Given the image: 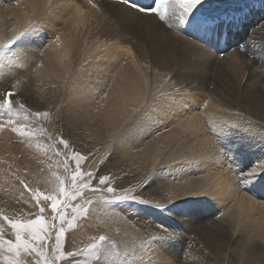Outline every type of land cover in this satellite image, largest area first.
Masks as SVG:
<instances>
[{"label":"bare ground","instance_id":"obj_1","mask_svg":"<svg viewBox=\"0 0 264 264\" xmlns=\"http://www.w3.org/2000/svg\"><path fill=\"white\" fill-rule=\"evenodd\" d=\"M244 1L206 0L203 7L234 9ZM142 16L105 0H0V93H17L27 108L15 106L11 117L0 110V207H25L17 175L26 154L38 152L13 139H49L36 131L25 139L9 120L47 135L62 122L67 136L92 144L89 152L107 140L88 164L95 163L96 178L119 177L114 197L140 196L121 204L98 192L85 197L97 204L99 213H89L97 221L83 222L72 245L103 232L111 234L104 247L118 241L113 255L93 264H264V172L246 188L237 182V172L264 158V17L234 38L244 54L220 58ZM181 26L173 29L183 34ZM48 107L53 117L44 125L35 111ZM2 170L14 179L6 182ZM29 172L20 177L37 185Z\"/></svg>","mask_w":264,"mask_h":264},{"label":"snow or ice","instance_id":"obj_2","mask_svg":"<svg viewBox=\"0 0 264 264\" xmlns=\"http://www.w3.org/2000/svg\"><path fill=\"white\" fill-rule=\"evenodd\" d=\"M202 2L203 0H155L154 6L139 8L138 11L143 14L141 22L144 17L151 16L167 29L172 30L174 23H185ZM119 3L126 7H136L131 3V0H119ZM95 6L93 5V7ZM257 28H261V25H258ZM33 29L38 28L26 29L19 35H14L9 40V45H14ZM261 36H264V31L261 32ZM193 47L199 49V46L195 44ZM241 50H243V46H241ZM13 87L15 86L13 85ZM16 95L17 93L13 91H7L0 95V110L6 112L9 117L13 114L15 106H19L20 109L25 107L24 102L15 99ZM35 115L40 117L41 115L46 116L48 113L37 111ZM140 115L144 118L149 117L146 113ZM9 123L12 124V131L18 132L25 139H31L30 134L34 131L40 135H47L42 128L33 130L27 124H20L19 121L12 122L11 119ZM2 127L0 125V128ZM49 139L52 138L49 137ZM59 144L66 149L69 147L68 141L62 137ZM75 156L76 165L69 180L70 188L66 189L61 181L62 186L59 192L54 195L34 192L32 196L34 203L31 208L21 207L15 216L0 213V252L7 254L4 257L5 264H86V261L79 258L80 256L92 258L95 262L101 254L105 256L114 254V247L103 246V242L108 239L103 235L99 237L98 241L90 242L83 249L71 250L72 239L67 235L68 229L74 227L73 221L77 220L78 216L85 218L88 216V205L92 201L85 200L82 204L72 202L77 201L78 198L83 199L85 190L96 191L92 187L94 174L83 172L80 167L79 161L86 157L80 153H75ZM262 172H264V160L254 165L246 173L237 172V182L245 186L257 173ZM113 178L105 174L98 179L99 185L106 186V191L112 194L116 191L114 186H109ZM141 183L143 184V182ZM25 187L27 188V185ZM124 191L127 192V189ZM116 199L139 200L140 196L139 194L131 197L117 196ZM140 202L148 203L149 200H140ZM21 203L26 206L30 201L25 200ZM154 206L164 207L165 204H154ZM69 208H71V212L67 211ZM33 209L37 210L33 211ZM46 215L49 216L47 221ZM6 230L11 233V237L6 236Z\"/></svg>","mask_w":264,"mask_h":264},{"label":"rangeland","instance_id":"obj_3","mask_svg":"<svg viewBox=\"0 0 264 264\" xmlns=\"http://www.w3.org/2000/svg\"><path fill=\"white\" fill-rule=\"evenodd\" d=\"M72 65L74 66V63H72L71 66H70V70H69L70 72H71V70H73V71L75 70V66L73 68ZM70 72L68 73V75H70L72 73V72L71 73ZM0 95H2V93H0ZM95 103H97V101ZM95 108H96V106H95ZM23 110L26 111L27 108L24 107ZM142 110L143 109H141V110L139 109L137 111L138 114L140 112L143 113L144 110L143 111ZM38 111H40L42 113L43 112H47L48 113V115H46V116L45 115H41L38 118H39V120L41 121L42 124H44V125L49 124L50 121L52 120V117H53L52 116L53 109L50 108V107H48L46 109H41L40 108ZM35 112H37V111H35ZM16 120L17 119H15V118L11 119L12 122H15ZM60 123H59V125L57 127L56 132H54L53 135H44V138L45 139H47V136H48V138L49 137L52 138V139H47V145L46 144H40V143L39 144H34V143L32 144V143H28V142H23L22 139H19L17 137L13 139L14 140L13 143L15 145L16 144H21L22 148H25L27 150L29 149L30 151L32 149L38 151V152L35 153V155H30L29 156L30 153L31 154H34V153H32V152H30L28 150V152H30V153L27 152L28 154H26V157L28 156L27 158H28L29 161H27V159H24L23 162H22L24 164L25 172H24V170H22L23 169L22 168L19 171L20 174L17 175L19 177L18 180L20 179L19 181H20V185H21V188H22V189L20 188L21 190H20V196H19V199L18 200L20 202L25 201V200L30 201V203L28 205H26V206L23 205L22 203H20V205L21 206H25L26 208H31L32 207V203H34V201H32V196H33V193L34 192H40V193L52 194V195L58 193L59 190H60V188H61V186H62L61 185V181H63V186L66 189L70 188L71 185L69 184V180H70L71 175L73 174V169L75 168V165H76V156H75V153H80V154H82L83 156L86 157V159H81L79 161L80 167H81V170L83 172H92L94 174L93 175V184H92V187L96 189V191H95L96 193L98 192V193H100L102 195H105L107 197L108 196H110L111 198L113 197L111 199L114 202L113 204H121V203L127 202L128 200H126V199L125 200H117L116 199L117 196L114 197L115 196V193L114 194L108 193L106 191V186L99 185V183H98V179L99 178H96L97 171H93V166L95 165V163L91 164V166L88 164V162L90 161V159H95L98 156V154H100L103 151L104 147L107 144V140L105 139L103 142H101V146H99L96 150H93V151L89 152V150L92 147V144L91 145H88V146L87 145L85 146V141H82V142L81 141H75V139H73L72 136H70V137L67 136L65 134L64 130H62L63 129L61 127V125L63 126L62 122H60ZM208 129L210 130L209 131V133H210L211 132V129L210 128H207V132H208ZM165 130H162V132H164ZM162 132L161 133L160 132H157V133H158V135H160V134H162ZM157 133H156V136H157ZM61 137L64 140L68 141L69 147L67 149L64 148L63 145L59 144V140H60ZM37 145H39V147ZM41 148H42V150H40ZM173 149H174V147H173ZM47 150H49L51 154L49 152H47ZM42 152L44 153V155H43ZM109 154H111L110 153V150H109ZM42 155L44 157H40ZM17 158H20V156H18ZM30 159H32L33 162L30 161ZM49 159H50V161H49ZM44 160H45V162H44ZM64 160H66L67 165H65V164L63 165L62 164V162H64ZM262 160H264V158ZM24 161H25V163H24ZM35 161H37V162L35 163ZM258 161L260 162L261 159H259ZM259 162H257V164ZM29 164H30V166H29ZM88 165H89V167L86 168V166H88ZM52 166H53L54 169H52ZM50 169L54 170V172L52 173V171ZM29 170H30V172H29ZM13 171H14V174L16 175L17 170L14 169ZM68 171H69V173L67 174L66 172H68ZM28 172H29L30 176L32 177V179H33V177H36L37 179L39 177V179H38L39 180V183L36 182L37 185H35L34 182H33V184L32 183H29L28 180H30V179L24 180L22 177H20V176L23 175V173H26L27 174ZM37 172H38V175H37ZM242 172H245L246 173V171H242ZM11 174H13V173L10 172V175ZM14 174L12 176H10V175H8L7 171H3V170L1 171V175L3 176L2 178H4L6 182L7 181L10 182L12 179H14L13 178ZM51 175H53V176H51ZM257 175H258V173H257ZM195 178H196V176H195ZM118 179H119V177L118 178H113L112 181H111V185H109V186H114L115 187L116 184H117ZM34 180H36V179L34 178L33 181ZM5 181L3 180L2 182L5 183ZM23 184L25 186L27 185V188L25 186H23ZM30 184H31V186H30ZM240 185H241L242 188H246V186H247V184L245 186H243L242 184H240ZM5 187L6 188L4 189V191H6L7 193L10 192L9 194H12L11 191L13 190L12 189L13 188V185H11V186L8 185V186H5ZM8 187L9 188L12 187L11 188L12 190L9 189ZM28 189H31L32 191H29ZM21 191H23V192H21ZM86 192L88 193L87 196L85 195ZM92 192L93 191L85 190V194H84L83 199L78 198L77 201H73L72 203H81V204L84 203V201L87 200L85 197H88L89 195H91ZM118 193H120V192H118ZM120 194H124L123 196H126L125 195L126 193H120ZM123 196H120V197H123ZM21 197H22V199H21ZM90 200L92 201V199H90ZM7 204H10V203H7ZM20 205H18V206H20ZM11 206H13V204H11ZM96 207H97V204L94 201H92V203L90 205H88L89 213L91 214V211L98 212L99 213L98 210L96 211ZM6 208L4 210L3 208L0 207V213L7 214L9 216H15V215H17V210L20 209L18 207H14L13 209H6ZM36 210L37 209H33V211H36ZM67 211L68 212H71V208L67 209ZM89 213H88V216L86 217V219H85V217L78 216L77 217V220L73 221L74 227L71 228V229H68V233H67V235H68L69 238H70V236H73V235H76L77 234L76 231H78L79 227H81V224L83 222H86L87 220L89 222L90 221H97V214L98 213H95L94 214L95 218L89 217L90 216ZM45 219L47 221L49 219V216L46 215ZM91 223H93V222H91ZM109 234L110 233H108V232H103L102 233L103 236H106L108 238L105 242H103V245L106 242H110L109 240L111 239V237H110L111 234L110 235ZM6 236L7 237H11V233L7 232V230H6ZM100 236H101V234H98V233L95 234V235L84 236V237H82V239H80L79 241L75 242L72 245L71 250L75 251L76 250L75 247H77V246H78L77 248L83 249V248L87 247V245L90 242L98 241V239H99ZM117 243H118V241L116 239H114L113 240V244H105V247H114V249H116V244ZM6 255H7L6 253L0 252V264H5L4 257ZM103 256H105V255L104 254H101L96 261H98L99 259H101ZM79 258L81 260L86 261V264H93L94 263V261H93L92 258H86L83 255L80 256Z\"/></svg>","mask_w":264,"mask_h":264}]
</instances>
